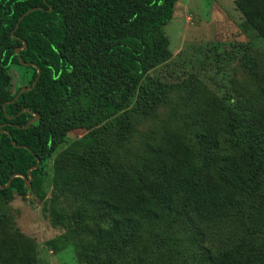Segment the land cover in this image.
<instances>
[{
	"label": "trees",
	"instance_id": "obj_1",
	"mask_svg": "<svg viewBox=\"0 0 264 264\" xmlns=\"http://www.w3.org/2000/svg\"><path fill=\"white\" fill-rule=\"evenodd\" d=\"M175 1L0 0V184L28 176L39 158V185L68 133L83 129L72 158L62 151L54 163L80 204L50 209V221L66 229L65 242L77 238L86 264H264L263 88L231 106L205 102L189 83L187 111L149 131L132 160H110L97 141L111 125L115 141H130L133 113L172 102L150 71L172 57L162 28ZM234 3L264 41V0ZM12 65L27 79L16 89ZM13 192H27L23 177L0 187V264H36L35 241L1 204Z\"/></svg>",
	"mask_w": 264,
	"mask_h": 264
},
{
	"label": "rangeland",
	"instance_id": "obj_2",
	"mask_svg": "<svg viewBox=\"0 0 264 264\" xmlns=\"http://www.w3.org/2000/svg\"><path fill=\"white\" fill-rule=\"evenodd\" d=\"M162 30L169 39L172 57L150 74L163 84L172 102L133 113L135 135L130 141H115L116 127L107 122L111 126L102 128L97 141L107 145L110 160L136 158L142 154L141 142L149 131L174 125L173 117H181L188 109L185 100L189 83L199 87L197 97L205 102L215 98L231 106L239 104L241 96L248 97L264 89V41L244 22L234 0H176L172 18ZM246 59L254 64L255 70L245 63ZM9 73L12 89L26 84L22 66L12 65ZM83 133V129L68 133L70 140L60 145L50 158L39 185L30 184L26 193L13 192L9 201L1 202L10 222L35 241L36 264H86L75 254L73 241L77 238L69 236L65 242L66 229L50 221V209L71 213L80 204L65 187L63 171H57L54 163L62 151L66 152L65 159L72 158V152L78 148L71 141ZM39 188L44 192L40 193ZM54 242L59 246L57 251L51 250Z\"/></svg>",
	"mask_w": 264,
	"mask_h": 264
},
{
	"label": "water",
	"instance_id": "obj_3",
	"mask_svg": "<svg viewBox=\"0 0 264 264\" xmlns=\"http://www.w3.org/2000/svg\"><path fill=\"white\" fill-rule=\"evenodd\" d=\"M31 10H32V9H29L27 12L24 13V15L27 14L28 12H30ZM24 15H22V16L20 17V19H21ZM17 25H18V23H17ZM20 48H21V47H18V48L16 49V53H17L18 55H19V50H20ZM39 72H40V70H38V74H39ZM37 79H38V76H37L36 79L33 81V83H32L31 86H24V87H22V88L18 91V94L16 95L15 98H17V97L19 96V94H20L23 90H28V89H31L32 87H34V85H35ZM9 102H10V101H9ZM37 119H38V114H34V117L31 118V119L27 122V124H26L25 127L29 126L30 123L35 122ZM12 143H13L14 145H16V146H19V145L15 144L13 140H12ZM39 163H40V159L37 158V162H36V164H35L34 166H31V167L28 169V171H27L28 176H27V175H22V174H19V173H13V174L10 176L8 182H7L5 185H1V184H0V187L2 188V187H7V186H9V184H10L12 178H13V177H16V176H21V177H23V178L25 179L26 186H30V184H31V180H32L31 170L34 169V168H36V167H38Z\"/></svg>",
	"mask_w": 264,
	"mask_h": 264
}]
</instances>
